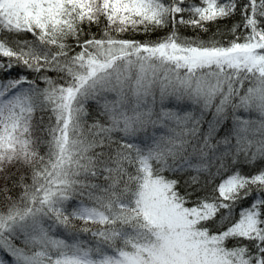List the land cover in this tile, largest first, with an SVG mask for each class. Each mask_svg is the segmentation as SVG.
<instances>
[{"label":"snow or ice","instance_id":"obj_1","mask_svg":"<svg viewBox=\"0 0 264 264\" xmlns=\"http://www.w3.org/2000/svg\"><path fill=\"white\" fill-rule=\"evenodd\" d=\"M0 264H264V0H0Z\"/></svg>","mask_w":264,"mask_h":264}]
</instances>
